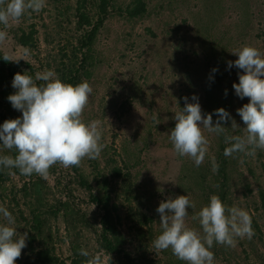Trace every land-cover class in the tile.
<instances>
[{
  "label": "rangeland",
  "instance_id": "374dc122",
  "mask_svg": "<svg viewBox=\"0 0 264 264\" xmlns=\"http://www.w3.org/2000/svg\"><path fill=\"white\" fill-rule=\"evenodd\" d=\"M131 1L116 0L103 22L93 6L96 31L93 26L78 29L77 0H46L39 13L26 11L6 27L0 25L7 33L0 41L2 55L18 60L12 61L20 65L18 72L35 76L54 70L60 77L62 53L71 54L87 30L95 33L89 65L74 84L87 80L93 88L82 119L101 122L105 144L96 159L84 158L70 167L56 163L47 176H26L18 169L0 167V205L12 213L18 235L28 233L16 264H91L96 257L99 264H132L126 252L137 262L144 253L155 260L142 264H186L170 248L153 247L161 231L156 209L169 197L187 194L195 207L189 209L186 223L199 229V211L221 190L228 192L227 206L249 213L254 235L237 238L234 247L214 244V264H264V212L256 209L264 188V150L257 149L254 156H229L230 188L218 173L225 137L245 134L237 109L249 100L239 98L233 88L242 70L227 65L244 45L264 53V0H145L147 12L139 18L126 11ZM6 3L0 0V7ZM24 29L35 31L33 50L18 39ZM81 58L74 56L77 66ZM213 68L224 78L223 90L217 89L221 99H214L213 106L221 102L238 126L233 128L229 119L222 121L223 134L205 130L208 153L197 167L190 157L176 153L169 137L184 97L191 102L195 94L202 113H214L208 108L207 89ZM6 71H0V124L22 116L7 99L15 89ZM217 118L213 114V123ZM0 155L14 156L15 150L0 146ZM114 166L126 175L114 176ZM106 188L112 191L109 204H120L115 238L120 252L106 247L103 204L92 199ZM30 235L36 237L32 246ZM81 249L89 255H81ZM39 251L46 252L44 259Z\"/></svg>",
  "mask_w": 264,
  "mask_h": 264
},
{
  "label": "clouds",
  "instance_id": "9594fccd",
  "mask_svg": "<svg viewBox=\"0 0 264 264\" xmlns=\"http://www.w3.org/2000/svg\"><path fill=\"white\" fill-rule=\"evenodd\" d=\"M46 0H7L0 7V25L5 27L10 19H19L26 11L39 13ZM7 33L0 30V41ZM235 61L228 62V68L235 66L242 71L238 82L233 83L235 94L247 103L237 109L244 123V135L225 137L229 146L224 156L243 153L254 156L256 150H264V53L252 45H244L234 51ZM6 61L9 57H3ZM218 71L213 68L212 72ZM42 81L43 83H37ZM15 91L7 97L12 107L22 116L6 119L0 124V146L15 150V155H0V167L15 168L22 175L47 176L56 163L64 167L79 165L82 159H96L105 144L99 120L86 121L82 113L89 102L93 88L87 80L72 84L62 80L54 70L37 73L35 78L17 72L12 80ZM175 112V126L170 132V141L180 156H188L198 167L208 153L209 140L204 134L225 133L222 121L232 120V127L238 125L223 107L214 110L218 117L213 123V113L203 114L199 98L195 94L189 102ZM215 170V169H214ZM195 205L187 194L169 197L161 201L156 209L160 214L161 231L153 241L156 250L171 249L173 254L186 264H214V244L234 247L237 238L254 235L249 213L238 206H227L218 195H212L209 202L198 213L200 228L186 223L189 209ZM28 233L18 235L15 218L0 205V264H16L21 251L26 247ZM81 255L88 256L81 249ZM100 257L91 264H99Z\"/></svg>",
  "mask_w": 264,
  "mask_h": 264
},
{
  "label": "trees",
  "instance_id": "16d2710c",
  "mask_svg": "<svg viewBox=\"0 0 264 264\" xmlns=\"http://www.w3.org/2000/svg\"><path fill=\"white\" fill-rule=\"evenodd\" d=\"M116 0H77L76 5V16H78V29H85L89 26L96 25L93 23V17L91 16V12L93 9V6H95V9H97L98 15V21L103 22L106 18V16L111 11V7H114L116 4ZM122 7V6H121ZM123 8V7H122ZM126 11L128 15L131 16V18H139L142 15H146L147 12V4L145 0H132L131 3L128 4L126 7ZM101 20V21H100ZM94 27V26H93ZM94 30L96 31L95 27ZM35 31L32 29L30 31L22 30L21 34H19V41L22 43L25 47H27L29 50H33L37 47V38L35 36ZM95 36L94 34L89 33V30H87V35L80 36L79 38V44L76 46H73V52L70 54L68 52L62 53V67H58V70L60 72V78L64 80L67 83H72L80 80V75L82 71L88 67L89 65V56L88 53L91 50V42L93 41V38ZM79 54L81 55V63L77 66V61H73V58L75 55L79 57ZM3 55L0 52V71L3 70V73H7L11 76L10 79H13L14 75L19 71V64H16L12 61H6L3 59ZM69 59L70 64L66 62V60ZM73 61V62H72ZM67 63V64H66ZM33 78H35V74H31ZM223 76L221 73H213V78L209 81L207 89L208 91V102L210 110L214 111L221 106V102H217L214 104L216 107L213 106V100L221 99V96L218 94V90H223L224 88V82H223ZM7 80H2L1 82L4 83ZM38 83H43L42 81H38ZM215 115V113H213ZM216 116V115H215ZM225 135H223L224 137ZM225 140V139H224ZM222 155L219 158L218 168L220 173V177L223 179L224 184L226 187L230 188V185L228 184L229 178H230V172L233 171V167L231 165V159L229 157L224 156V150L226 147H228V144L222 142ZM113 175L114 176H121L122 178L126 175L127 172H124L122 168L119 166H114L113 169ZM106 179V178H105ZM108 180L106 179V182ZM248 184V187L250 191H252V188H250ZM104 193L101 194H93L92 199L93 201L98 202L99 204H103L102 207L104 208V213H102L101 218V224H102V231L104 234V241L105 245L108 249L114 252H120L121 249L118 247L117 242H115V238H118V227L117 222L121 221V210H120V204L114 203L110 205V199L111 195L108 192H112L111 189H104ZM227 193L225 190H221L219 193V196L221 200L225 203L227 200ZM260 196V206H258L256 209H262L264 212V188L260 189L259 191ZM152 219V218H151ZM149 222V221H147ZM254 224H256L255 221H253ZM151 227V225H150ZM260 230V229H259ZM36 239L35 236H29L28 241L30 245L32 246L34 244V240ZM35 250V248L33 247ZM38 255L44 259V255L46 254L45 251H39L37 252ZM128 259L132 261V264H142V263H150L151 261H155L153 258H150L147 253L138 255L141 259L137 262L133 258V260L130 257V252L125 253ZM52 261V260H50ZM46 262V261H45ZM53 262V261H52Z\"/></svg>",
  "mask_w": 264,
  "mask_h": 264
}]
</instances>
